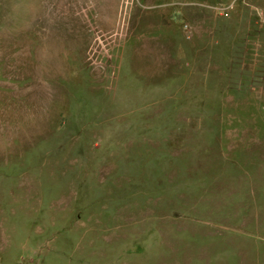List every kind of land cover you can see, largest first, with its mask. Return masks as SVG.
Listing matches in <instances>:
<instances>
[{
    "label": "rangeland",
    "instance_id": "374dc122",
    "mask_svg": "<svg viewBox=\"0 0 264 264\" xmlns=\"http://www.w3.org/2000/svg\"><path fill=\"white\" fill-rule=\"evenodd\" d=\"M0 264H264V0H0Z\"/></svg>",
    "mask_w": 264,
    "mask_h": 264
}]
</instances>
